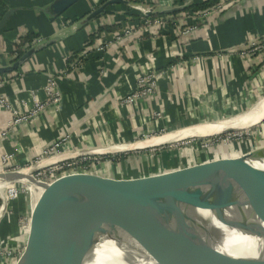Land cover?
<instances>
[{
    "label": "crops",
    "instance_id": "1",
    "mask_svg": "<svg viewBox=\"0 0 264 264\" xmlns=\"http://www.w3.org/2000/svg\"><path fill=\"white\" fill-rule=\"evenodd\" d=\"M50 1H0V18L8 3L17 7ZM92 1L83 0L55 20L37 10L13 16L6 28L0 30L3 64L17 59L16 48L21 37L30 32L39 34L27 44L30 47L56 35L100 0ZM185 1L132 0L131 5L115 4L106 15L40 50L17 70L0 74V171L32 164L63 138H67V149L121 147L144 138L145 134L150 137L195 123L237 119L260 102L264 98V53L262 56L244 50L253 40L264 38V0H253L226 18L222 15L240 0L230 1L227 9L203 18L199 17V12L186 11L187 7L177 12L176 18L175 13L159 17L169 19L163 30L144 22L155 19L152 16L160 12L145 17L132 8L140 4L159 11L183 5ZM203 1L190 0L192 4ZM102 26H121V29L104 31L94 44L86 46L89 35ZM100 39L107 44L104 50L96 47ZM76 51L82 52L75 55ZM150 71L156 74L155 90L131 103L126 102L125 98L137 89L139 77ZM51 78L60 92V101L49 104L27 121L13 124L16 114L28 113L35 101L47 99L46 87ZM212 124L215 123L201 128ZM193 129L200 126L165 137H178L168 142L198 137L188 135ZM250 132L249 141L238 142L241 147L236 145L234 152L264 143V122ZM226 146L203 148L194 140L193 144L183 146L167 145L126 153L123 158L109 155L99 164L96 173L105 176L140 173L230 154L225 151ZM34 188L37 187H32L33 194L25 211L44 195L43 188ZM23 200L16 205L18 207L12 205L0 220L1 246L16 224L26 199Z\"/></svg>",
    "mask_w": 264,
    "mask_h": 264
},
{
    "label": "water",
    "instance_id": "2",
    "mask_svg": "<svg viewBox=\"0 0 264 264\" xmlns=\"http://www.w3.org/2000/svg\"><path fill=\"white\" fill-rule=\"evenodd\" d=\"M82 1L52 0L43 5L17 7L8 3L0 18V30L5 29L9 20L19 12L37 10L55 20ZM251 2L253 0L236 2L222 15L223 18L232 16ZM115 4L131 5L133 2L98 1L56 35L32 44L15 61L3 64L0 58V74L17 70L40 50L106 15ZM191 5L190 0H186L183 5L159 11L151 8L147 15L155 12L173 14ZM263 122L264 118L244 128H230L203 137L248 132ZM207 123L216 122L195 123L123 145ZM171 143L107 152L101 149L112 146L77 149L24 168L0 171L2 181L32 182L44 190L43 197L30 210L24 208L31 194L24 202L3 245L0 264H116L115 260L106 261L100 255V245L111 242L120 252L139 235L156 239L158 246H164L172 264H264V143L235 153L124 176H105L96 172H73L52 180L35 176L37 171L66 159L141 152ZM46 181L52 185L45 186ZM0 199L1 220L6 203L3 197ZM233 233L253 239L254 245L248 247L243 242L228 245ZM175 256L181 257L175 261ZM183 257L186 259L181 262Z\"/></svg>",
    "mask_w": 264,
    "mask_h": 264
},
{
    "label": "built area",
    "instance_id": "3",
    "mask_svg": "<svg viewBox=\"0 0 264 264\" xmlns=\"http://www.w3.org/2000/svg\"><path fill=\"white\" fill-rule=\"evenodd\" d=\"M230 1L233 2L234 0H220V2L216 4L215 7L213 8L214 10L208 9V10L200 11L198 13L199 17L203 18L205 16H208L211 13H215V12L223 11L227 9L230 6V3H231ZM132 8L135 11L139 12L142 16L148 17L147 13L150 10L148 7L140 5V4H135V5H132ZM167 20H165L164 18L158 17L153 20L151 19L146 20L144 22L147 24L154 25L157 30H163L168 25ZM191 28L194 29L195 26ZM130 32L131 31H129V33ZM96 47L99 50H104L107 47V44L104 42V39L103 40L100 39V42L97 43ZM244 51L245 53H250V54L260 53L263 56L264 38L261 40H253L248 46V48H246ZM155 88H156V74L152 71L147 72L146 74H143L139 77L137 89L132 94L128 95L125 98V101L128 103H131L140 96H146V95L151 94L155 90ZM46 92H47V99L45 101H35L34 107L28 113L16 114L13 120V124L19 123L22 121H27L31 119L32 117H35L41 111H43L46 108V106H48L49 104L60 101L61 99L60 92L59 90H57L56 82L53 80V78L50 79L49 84L46 87ZM5 105H7V103H5ZM157 115H160V114L157 113ZM233 135H239V134H233ZM240 135H242V133ZM145 137H149V134H145L144 138ZM222 137L224 136L222 135L214 136L213 142H217L223 139V142L228 143L230 142L231 134L226 135L225 138H222ZM66 141H67V138H63L59 141H56L51 147L45 150L44 154L41 157L36 159L35 162H33L32 164L40 162L41 160L46 159L56 154L74 150V149L65 148ZM203 147H207V145H203ZM105 157H108V156L86 155V156H81L77 158L58 161V162L50 164L47 167L39 170L37 173H35V176L42 180H52L58 176L68 174V173H73V172H96L99 164L104 160ZM16 169H19V168H16ZM7 188H8V192H7L8 194L4 198L5 203H6L5 214L8 212V210H11V206L9 204L10 201H12L13 199H16L21 194L19 188H16V186L14 187L12 185H9V187ZM2 248L3 246L0 245V253L2 252Z\"/></svg>",
    "mask_w": 264,
    "mask_h": 264
},
{
    "label": "bare ground",
    "instance_id": "4",
    "mask_svg": "<svg viewBox=\"0 0 264 264\" xmlns=\"http://www.w3.org/2000/svg\"><path fill=\"white\" fill-rule=\"evenodd\" d=\"M262 118H264V98L260 102H258L250 111L240 115L237 119L231 118L230 120L217 122L215 124L203 128H201V126L204 124L195 125V126H200V129H195V130L193 129L189 131L188 135H194V136L197 135L199 137L204 135H213L230 128H235V129L244 128L258 122ZM207 124H211V123H207ZM175 133L177 132L171 134L173 135ZM166 135L160 137H153L131 145H125L121 147L112 146L108 148H102L101 150L107 152L118 149H127V148H135V147L137 148L139 146H150V145H156V144L168 142L170 140L178 138L175 135L172 137H165ZM23 180L26 181L27 179H23ZM2 184L3 187H0V189L7 188L9 187V185H11V183L9 182L0 180V185ZM44 184L45 186H50L52 185V182L46 181ZM26 186L30 190V194H33L32 192L33 186L37 187L34 188L35 190L43 188L32 182H28ZM234 242H243L248 247H252L254 245L253 239L240 236L238 233L232 234V238L228 240V245H232L234 244ZM218 248H220V245H218ZM98 250L99 252H101L100 255L106 258V261L115 260L116 264H172V260L170 259L171 256L166 255L167 249L164 246H158L156 239H153L146 235H139L137 238L131 239L120 252L111 242L108 241L102 243L98 248ZM229 250L232 252L233 251L236 252L234 249H229ZM180 257L181 256H175L174 260L177 261L180 259ZM185 259L186 257L181 258V262H184Z\"/></svg>",
    "mask_w": 264,
    "mask_h": 264
},
{
    "label": "rangeland",
    "instance_id": "5",
    "mask_svg": "<svg viewBox=\"0 0 264 264\" xmlns=\"http://www.w3.org/2000/svg\"><path fill=\"white\" fill-rule=\"evenodd\" d=\"M242 132H240V133H235V134H239V135H233V134H231V139H230V142H228V143H226V142H223V139L222 140H219V141H217V142H213V137L214 136H212V137H202V138H200V137H195V138H187V139H183V140H181V141H176V143H171V144H168V146H170V145H177V146H183V145H186V143H194V140H198V144L201 146V147H203V145H207V147H203V148H209V147H212V146H217V145H223V144H227L228 146H226V152L227 153H235L234 151V147H236V145H239V144H243V143H245V142H248L249 141V139L251 138V132L249 131L248 133H246V132H244V133H242V135H240ZM226 135H228V134H226ZM226 135H222V136H224V137H222V138H225L226 137ZM238 142H239V144H238ZM167 145H165V146H162V148H165ZM230 146V147H229ZM239 147H241L240 145H239ZM159 148H161V147H159ZM164 150V149H163ZM220 150V149H219ZM221 150H223V149H221ZM153 153H155V154H157L156 153V151L154 150V152ZM124 154V153H123ZM116 155H122V154H116ZM122 157V156H121ZM123 158V157H122ZM118 161V160H117ZM185 162V161H184ZM38 172V171H37ZM36 172V173H37ZM11 185L12 186H16V188H19V190H20V192H21V194L19 195V198H18V201H16L15 199H13L12 201H10V206H11V208H13V206L12 205H14V206H16L17 204H19L20 202H22L21 200L24 198V199H29V195H30V190L27 188V186H26V184L24 183V184H20V183H11ZM0 187H3V184L2 185H0ZM8 192V188H2V189H0V196L1 197H3V198H5L6 196H7V193ZM16 198V199H17ZM1 200V199H0ZM1 205V204H0ZM16 207H18V206H16ZM8 211H10V210H8Z\"/></svg>",
    "mask_w": 264,
    "mask_h": 264
},
{
    "label": "trees",
    "instance_id": "6",
    "mask_svg": "<svg viewBox=\"0 0 264 264\" xmlns=\"http://www.w3.org/2000/svg\"><path fill=\"white\" fill-rule=\"evenodd\" d=\"M91 2H93V1L91 0ZM219 2H220V0H205L203 2H198V3L192 4L191 6L188 7V9H186V11L189 12L191 10L192 13H195V12L197 13V12H200L202 10H208V9L212 8L213 6H215L216 4H218ZM173 15L175 18L178 17L177 13H175ZM157 17H166V14L158 13V14H154L152 16V18H157ZM113 28H116V26H113V27L102 26V27H100L97 32L89 35V39L87 41L86 46L94 44L97 41V39H99V37L102 35V33L104 31H107V32L113 31L112 30ZM120 29H121V26H118L116 28V30H120ZM38 37H39V34L35 33V32H30V33L26 34L25 36L21 37L20 42L17 43V48H16L17 59L27 51V49H28L27 44L32 43L34 41V39H36ZM81 52L82 51H76L75 55H79ZM80 58L83 59V56H81ZM120 156L123 157L125 155H123V154L119 155V156L116 155L114 157L118 158ZM23 201L24 200L22 199V202ZM0 204H1V200H0ZM23 204H22V206H23ZM22 206H21V208H22Z\"/></svg>",
    "mask_w": 264,
    "mask_h": 264
}]
</instances>
